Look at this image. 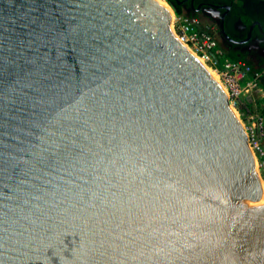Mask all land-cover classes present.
<instances>
[{
    "label": "water",
    "instance_id": "1",
    "mask_svg": "<svg viewBox=\"0 0 264 264\" xmlns=\"http://www.w3.org/2000/svg\"><path fill=\"white\" fill-rule=\"evenodd\" d=\"M171 19L0 0V264H264L246 135Z\"/></svg>",
    "mask_w": 264,
    "mask_h": 264
},
{
    "label": "built area",
    "instance_id": "2",
    "mask_svg": "<svg viewBox=\"0 0 264 264\" xmlns=\"http://www.w3.org/2000/svg\"><path fill=\"white\" fill-rule=\"evenodd\" d=\"M158 1L170 9L171 28L179 42L217 77L246 135L259 180L264 182V114L258 108L264 105L261 72L245 61L222 57L210 26L197 16L178 12L170 0Z\"/></svg>",
    "mask_w": 264,
    "mask_h": 264
},
{
    "label": "flooded vegetation",
    "instance_id": "3",
    "mask_svg": "<svg viewBox=\"0 0 264 264\" xmlns=\"http://www.w3.org/2000/svg\"><path fill=\"white\" fill-rule=\"evenodd\" d=\"M176 10L181 13L188 12L203 15L209 21L212 34L215 35L222 46L239 55L246 53L253 58L258 56L264 59V16L259 20H251L245 26L238 22V13L233 9H223L224 0H170ZM226 7V6H225ZM220 10L218 18L211 16V11ZM189 15V14H188ZM255 23L253 27L251 25ZM222 29L227 34L225 38Z\"/></svg>",
    "mask_w": 264,
    "mask_h": 264
},
{
    "label": "crops",
    "instance_id": "4",
    "mask_svg": "<svg viewBox=\"0 0 264 264\" xmlns=\"http://www.w3.org/2000/svg\"><path fill=\"white\" fill-rule=\"evenodd\" d=\"M226 4L223 9H233L238 13V22L243 26L249 24L251 20H259L264 16L263 0H224ZM220 10L211 11V16L218 18ZM218 42V50L222 53V57H226L228 52L220 43L219 39L214 35ZM227 58V57H226Z\"/></svg>",
    "mask_w": 264,
    "mask_h": 264
},
{
    "label": "rangeland",
    "instance_id": "5",
    "mask_svg": "<svg viewBox=\"0 0 264 264\" xmlns=\"http://www.w3.org/2000/svg\"><path fill=\"white\" fill-rule=\"evenodd\" d=\"M185 14H189V15H194V14H191V13H188V12H184ZM200 20H201V22L204 24V25H209L208 23H209V21L207 20V18L206 17H203V15H196ZM210 25H212V24H210ZM209 25V26H210ZM228 53L230 52V51H228L227 49H225ZM239 55H243L244 57H246L247 59H248V61L251 63V65H252V67L254 68V69H256V70H258L259 72H261V82L263 83L264 82V59H263V57H261V56H258L257 58H253L252 56H249V55H247L246 53L244 54V53H239ZM211 71V70H210ZM215 76V75H214ZM215 78H216V76H215ZM214 78V79H215ZM217 79V78H216ZM262 105H263V103H262ZM258 106V108H260L261 110H262V108L264 107V105L263 106Z\"/></svg>",
    "mask_w": 264,
    "mask_h": 264
},
{
    "label": "trees",
    "instance_id": "6",
    "mask_svg": "<svg viewBox=\"0 0 264 264\" xmlns=\"http://www.w3.org/2000/svg\"><path fill=\"white\" fill-rule=\"evenodd\" d=\"M178 12H180L179 10H177ZM226 57L231 58V59H238V60H242L245 61L246 63H248L251 67V63L248 61V59L246 57H244L243 55H236L235 53H231L229 52ZM253 68V67H252ZM254 69V68H253ZM256 70V69H254ZM262 77V76H261ZM262 83V82H261ZM262 86L264 87V82L262 83ZM262 113L264 114V107L262 108Z\"/></svg>",
    "mask_w": 264,
    "mask_h": 264
},
{
    "label": "bare ground",
    "instance_id": "7",
    "mask_svg": "<svg viewBox=\"0 0 264 264\" xmlns=\"http://www.w3.org/2000/svg\"><path fill=\"white\" fill-rule=\"evenodd\" d=\"M160 3H161V2H160ZM162 4H163V3H162ZM163 5L166 6V7L168 8L167 5H165V4H163ZM205 68L209 71V73L213 76V78H215L214 73H213L212 71H210L206 66H205ZM216 78H217V77H216ZM216 78H215V80L218 82V79H216ZM259 193H260L261 196L264 197V182L261 181V180H259Z\"/></svg>",
    "mask_w": 264,
    "mask_h": 264
}]
</instances>
